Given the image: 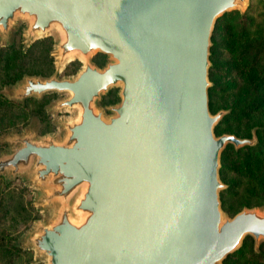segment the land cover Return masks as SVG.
<instances>
[{
  "label": "water",
  "instance_id": "95a60500",
  "mask_svg": "<svg viewBox=\"0 0 264 264\" xmlns=\"http://www.w3.org/2000/svg\"><path fill=\"white\" fill-rule=\"evenodd\" d=\"M248 0H0V46L21 25L22 49L52 37L54 69L24 73L0 93L22 103L57 96L46 113L67 111L0 133V176L32 189L41 217L14 245L32 264H223L245 236L264 242V203L221 207L220 154L257 141L214 126L211 33ZM100 52L98 66L91 59ZM77 58L73 73L60 74ZM115 88L117 100L100 104ZM36 120V119H35Z\"/></svg>",
  "mask_w": 264,
  "mask_h": 264
},
{
  "label": "rangeland",
  "instance_id": "374dc122",
  "mask_svg": "<svg viewBox=\"0 0 264 264\" xmlns=\"http://www.w3.org/2000/svg\"><path fill=\"white\" fill-rule=\"evenodd\" d=\"M257 1L258 0H248V4L247 6H245V9L248 7L250 2L256 3ZM256 7L258 9L253 15L257 20L264 22V8H259V4H257ZM21 25L22 23L19 24L17 29L14 30L12 43L10 45L0 46V89L3 88L4 84L12 83L15 79L21 77V75L24 73L46 75L54 69L52 56L50 55L52 37L44 36L42 38L35 39L23 50L22 42L20 40ZM260 39V37L256 36L249 41V44L252 45ZM100 55L104 54L97 52L92 55V58L94 57V63L102 61V57ZM222 55L212 58L215 59ZM79 66L80 61L77 58L70 59L69 61L64 63L60 70V74L72 73L73 70H75ZM210 66L211 64L209 65V67ZM210 76L211 78L215 77L214 73ZM211 78L209 77L212 85L213 82ZM114 90L115 88H110V92L108 91L109 93L107 92L103 94L100 99V104L110 102L115 98V100H117L118 97L116 96ZM257 90H264V83L259 84L257 86ZM242 92H240L238 95H235L234 99L236 104L240 103L241 100H245L248 97L245 92L249 91L246 90ZM53 93L57 96L55 92H51L44 94L40 99H36L33 97L26 98L22 103L8 100L4 95L0 93V100L2 99L3 101L0 103V133L10 128H16L17 131H20L26 124H29L32 120V122H38V133L56 131L55 126L50 122V120L53 117L59 115H67L68 112L58 111L54 115L46 113L43 105L56 97H52L54 96ZM3 99L7 101H4ZM229 103V99L224 98L223 104L229 105ZM32 118H35L36 120ZM253 123H264V99L259 103V110H257L253 114L239 119H232V117L228 118L222 126V131H230L239 135H244L246 134V127ZM253 127H255L256 134V129L258 127L260 128L261 126ZM0 147H2L1 144ZM219 177L226 184V187V182H228L229 184L227 191L223 192L220 199L222 209L229 215H232L243 205L252 206L264 203L263 173L255 175L251 179H244L238 173H235L233 171H226L223 169L221 174H219ZM31 198V186L25 185L19 177H16L12 180H9L7 183H4L3 177L0 176V248L3 249V247H8L10 244L13 245V247L18 248L17 253L14 256L6 261H0V264H32L30 262L32 258V250L24 249L21 246L14 245L12 243V240L20 235L31 224L32 219L41 217L42 215L39 211L36 210L34 204L30 202ZM248 237L246 238L245 236L239 246L241 247L243 245V249H246L245 251L247 253L245 254V256L251 249L254 253H258L260 250V244L262 243L260 242L257 246V250L254 251L252 246V239L251 237ZM229 255L223 259V264H264V258L261 260H257V263H249L244 260L245 256L243 258H236L232 255ZM34 264H42V262H36Z\"/></svg>",
  "mask_w": 264,
  "mask_h": 264
},
{
  "label": "trees",
  "instance_id": "16d2710c",
  "mask_svg": "<svg viewBox=\"0 0 264 264\" xmlns=\"http://www.w3.org/2000/svg\"><path fill=\"white\" fill-rule=\"evenodd\" d=\"M257 4L260 5L259 8H264V0H258L256 3L250 2L242 15L236 10L224 12L216 19L212 29L210 46L212 63L209 67V77L211 78L210 75L213 73L215 77L211 78L213 83L208 87V106L211 112L221 107L229 108L214 126L216 134L230 132L222 131V126L228 118L239 119L253 114L259 110V103L264 99V90H257V86L264 83V22L257 20L253 15L258 9ZM256 36L261 39L250 45L249 41ZM219 55L222 56L212 58ZM246 90L249 91L245 92L248 97L236 104L235 95ZM224 98L229 99V105L223 104ZM253 126H261L256 129L257 141L253 145H242L237 149L226 144L220 155L219 174L223 169L238 173L244 179L264 174V123L250 124L246 127L244 135L231 133L246 137L250 135V128ZM226 183L227 187L220 190V199L223 192L228 189L229 184ZM242 246L230 255L243 258L247 252ZM259 248L258 253L251 249L244 260L257 263V260L263 259L264 242ZM17 249L11 244L0 248V261L10 259L17 253Z\"/></svg>",
  "mask_w": 264,
  "mask_h": 264
},
{
  "label": "flooded vegetation",
  "instance_id": "af4514ba",
  "mask_svg": "<svg viewBox=\"0 0 264 264\" xmlns=\"http://www.w3.org/2000/svg\"><path fill=\"white\" fill-rule=\"evenodd\" d=\"M100 56L102 57V61L96 63L98 66L102 65L103 60H104V55H100ZM93 58H94V57H93ZM93 58L91 57L92 61H94ZM76 69H77V68H76ZM76 69H75V70H76ZM75 70H73V72H75ZM73 72H72V73H73ZM42 75H45V74H42ZM108 91H109V90H108ZM110 91H111V90H110ZM110 91H109V92H110ZM114 91H115V90H114ZM109 92H108V93H109ZM53 95H54V96H52V97H55V96H56L54 93H53ZM115 99H116V98H115ZM115 99H113V100L110 101V102H114ZM107 103H109V102H107Z\"/></svg>",
  "mask_w": 264,
  "mask_h": 264
}]
</instances>
